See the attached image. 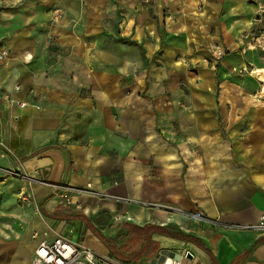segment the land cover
<instances>
[{"label":"crops","instance_id":"1","mask_svg":"<svg viewBox=\"0 0 264 264\" xmlns=\"http://www.w3.org/2000/svg\"><path fill=\"white\" fill-rule=\"evenodd\" d=\"M262 30L264 0H0V162L42 216L0 264L57 236L120 264H264V93L243 72Z\"/></svg>","mask_w":264,"mask_h":264},{"label":"built area","instance_id":"2","mask_svg":"<svg viewBox=\"0 0 264 264\" xmlns=\"http://www.w3.org/2000/svg\"><path fill=\"white\" fill-rule=\"evenodd\" d=\"M256 44L260 45L264 50V38L257 39ZM215 59L217 61L221 60L225 56V52L221 49L216 48ZM8 53L5 51L0 52V62L6 60ZM17 91L20 87L17 86ZM263 91V90H262ZM261 91V95H262ZM264 97V96H263ZM21 108L27 107V103L16 102ZM30 181H33L30 179ZM57 196L61 200L66 202V204L71 205L72 199L71 195L73 193H84L82 190L56 186L54 188ZM23 201L30 202L33 201V193L26 189L23 194ZM252 229L258 230L264 233V212L261 215L259 223ZM38 233L34 232L32 234L33 239L38 238ZM31 264H120L115 262L109 257L101 256L96 254L91 248L86 247L82 243L74 242L68 238L57 236L53 241L44 240L42 241L38 248L35 250L34 256L32 258ZM160 264H181L178 261L167 259Z\"/></svg>","mask_w":264,"mask_h":264},{"label":"rangeland","instance_id":"3","mask_svg":"<svg viewBox=\"0 0 264 264\" xmlns=\"http://www.w3.org/2000/svg\"><path fill=\"white\" fill-rule=\"evenodd\" d=\"M262 38H264V30L259 36L254 37L252 41L261 57H264L263 48L256 44V40H262ZM250 69L244 68L243 72L253 73L256 70ZM253 76L257 79L256 75L253 74ZM258 82L260 83V81ZM261 86L264 92L262 83ZM20 181H22L21 175H18L3 162H0V246H4L8 242H16L19 237L25 239L32 237L34 232L32 233L31 229H29V218L26 219V215L30 211L35 219L41 216V210L36 207L33 201L30 204L23 201V194L26 190L20 188ZM104 244L106 245V243Z\"/></svg>","mask_w":264,"mask_h":264},{"label":"bare ground","instance_id":"4","mask_svg":"<svg viewBox=\"0 0 264 264\" xmlns=\"http://www.w3.org/2000/svg\"><path fill=\"white\" fill-rule=\"evenodd\" d=\"M253 74L256 75L257 81H260V84L262 83L264 85V69L255 70V72H253ZM262 93H264V92H262Z\"/></svg>","mask_w":264,"mask_h":264},{"label":"trees","instance_id":"5","mask_svg":"<svg viewBox=\"0 0 264 264\" xmlns=\"http://www.w3.org/2000/svg\"><path fill=\"white\" fill-rule=\"evenodd\" d=\"M186 239H189V240H192V238L191 237H185Z\"/></svg>","mask_w":264,"mask_h":264},{"label":"water","instance_id":"6","mask_svg":"<svg viewBox=\"0 0 264 264\" xmlns=\"http://www.w3.org/2000/svg\"><path fill=\"white\" fill-rule=\"evenodd\" d=\"M190 257H191V255H190Z\"/></svg>","mask_w":264,"mask_h":264}]
</instances>
